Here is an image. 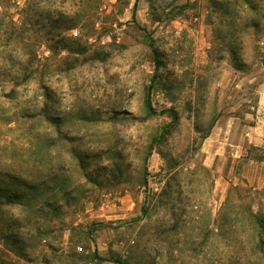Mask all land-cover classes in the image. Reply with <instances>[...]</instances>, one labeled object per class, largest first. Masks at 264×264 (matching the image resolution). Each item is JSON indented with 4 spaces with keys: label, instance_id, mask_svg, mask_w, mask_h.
Returning <instances> with one entry per match:
<instances>
[{
    "label": "rangeland",
    "instance_id": "obj_1",
    "mask_svg": "<svg viewBox=\"0 0 264 264\" xmlns=\"http://www.w3.org/2000/svg\"><path fill=\"white\" fill-rule=\"evenodd\" d=\"M135 2L0 0V264H89L95 236L122 264H264V189L200 151L257 89L264 0Z\"/></svg>",
    "mask_w": 264,
    "mask_h": 264
},
{
    "label": "crops",
    "instance_id": "obj_2",
    "mask_svg": "<svg viewBox=\"0 0 264 264\" xmlns=\"http://www.w3.org/2000/svg\"><path fill=\"white\" fill-rule=\"evenodd\" d=\"M143 11L142 7L136 10V19ZM253 95L252 104L243 106V116H230L228 112L233 109H228L217 120L200 151L202 163L215 172L217 184L222 185L228 178L235 185L243 184L260 191L264 189V67ZM90 242L95 253L108 257L105 254L108 241L95 236ZM95 253L89 264H112L96 258ZM41 261L30 264H43Z\"/></svg>",
    "mask_w": 264,
    "mask_h": 264
},
{
    "label": "trees",
    "instance_id": "obj_3",
    "mask_svg": "<svg viewBox=\"0 0 264 264\" xmlns=\"http://www.w3.org/2000/svg\"><path fill=\"white\" fill-rule=\"evenodd\" d=\"M138 1L139 0H136L135 4H134V7H133V19L134 21L136 22V10H137V5H138ZM146 105H147V108L149 109V111L154 114V113H166L167 111H170L172 116L176 119L177 118V113L173 110V109H165V110H161V111H157L153 105H152V102H151V98H150V95L148 94L147 95V98H146ZM207 136V135H206ZM205 136V137H206ZM252 214V217L254 218L255 222H254V225L256 224V220L259 219V215H258V212L256 213H251ZM262 228L264 227V225L261 226ZM264 232V228L262 230V234ZM260 236V235H259ZM262 236V235H261ZM260 245H264V237L262 236L261 239H260ZM95 256L96 258L100 259V260H108V261H111V262H114L116 264H122L121 260L118 259L117 257H114L115 259H110L109 257H101L97 252L95 253Z\"/></svg>",
    "mask_w": 264,
    "mask_h": 264
}]
</instances>
